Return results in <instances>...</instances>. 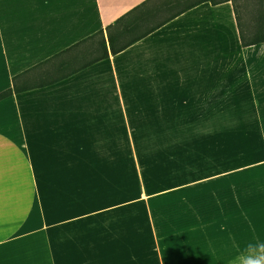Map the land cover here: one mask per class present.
Segmentation results:
<instances>
[{
  "label": "crops",
  "instance_id": "1",
  "mask_svg": "<svg viewBox=\"0 0 264 264\" xmlns=\"http://www.w3.org/2000/svg\"><path fill=\"white\" fill-rule=\"evenodd\" d=\"M142 1L0 0V91ZM230 135L264 136V42L229 0L0 99V264H240L264 159L231 165Z\"/></svg>",
  "mask_w": 264,
  "mask_h": 264
},
{
  "label": "trees",
  "instance_id": "2",
  "mask_svg": "<svg viewBox=\"0 0 264 264\" xmlns=\"http://www.w3.org/2000/svg\"><path fill=\"white\" fill-rule=\"evenodd\" d=\"M207 1L217 4L228 0H143L118 17L112 24L54 53L35 65L13 75L11 86L0 91V99L20 91L41 87L63 79L74 72L116 53L154 30L167 20ZM235 23L241 46L264 42V19L252 22L240 19L232 0ZM264 5V0H256Z\"/></svg>",
  "mask_w": 264,
  "mask_h": 264
},
{
  "label": "rangeland",
  "instance_id": "3",
  "mask_svg": "<svg viewBox=\"0 0 264 264\" xmlns=\"http://www.w3.org/2000/svg\"><path fill=\"white\" fill-rule=\"evenodd\" d=\"M235 5L236 14L241 15L246 11V21L252 16H262L264 19V5H260L256 0H232ZM240 19L242 20V16ZM211 138V137H210ZM211 143L225 146V158L231 165L243 162H252L256 159H264V136L257 135H230L227 137H212Z\"/></svg>",
  "mask_w": 264,
  "mask_h": 264
},
{
  "label": "clouds",
  "instance_id": "4",
  "mask_svg": "<svg viewBox=\"0 0 264 264\" xmlns=\"http://www.w3.org/2000/svg\"><path fill=\"white\" fill-rule=\"evenodd\" d=\"M240 264H264V242L249 243Z\"/></svg>",
  "mask_w": 264,
  "mask_h": 264
}]
</instances>
